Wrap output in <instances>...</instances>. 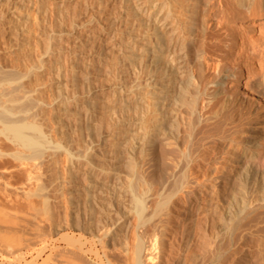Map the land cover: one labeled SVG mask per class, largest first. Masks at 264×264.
<instances>
[{
  "label": "bare ground",
  "instance_id": "bare-ground-1",
  "mask_svg": "<svg viewBox=\"0 0 264 264\" xmlns=\"http://www.w3.org/2000/svg\"><path fill=\"white\" fill-rule=\"evenodd\" d=\"M66 1L0 0V264H264V0Z\"/></svg>",
  "mask_w": 264,
  "mask_h": 264
},
{
  "label": "rangeland",
  "instance_id": "rangeland-1",
  "mask_svg": "<svg viewBox=\"0 0 264 264\" xmlns=\"http://www.w3.org/2000/svg\"><path fill=\"white\" fill-rule=\"evenodd\" d=\"M67 1H68V0H67ZM67 1H66V3H68ZM69 2H70V1H69ZM70 4H73V3H70ZM70 6H71V5H70ZM229 29H230V30H229ZM229 31H230L231 34H232L231 28H228V29H227L226 31H224V32H223V31H219L218 28H217V29L213 30L212 33H211V36H212V43H213V45H216L217 50H218V48H219V50L222 49L223 51H222V50H220V51H222L224 54H227V56H231L232 53H234V50L231 51L232 49H231V46H230V45H231L230 42H228V41H231L230 39H232V35H230V32H229ZM5 32H6V31H5ZM228 32H229V33H228ZM226 33H227V34H226ZM222 34H223V35H222ZM259 34H260L261 36H264V34H263V33H260V32L258 33V37L261 39V42H264V40H263L264 37L261 38V36H260ZM3 35L5 36V40H6V38H7V40H8L9 37H10V36H8L9 34H8L7 32H6V33H3ZM227 35H229V36H227ZM230 36H231V38H230ZM225 38H226V39H225ZM229 38H230V39H229ZM225 41H226V42H225ZM18 43H20V42H18V41H16V40H13L14 47L17 48V47H18V45H17ZM227 44H229V46H230V50H229V46H228ZM225 45H226V46H225ZM220 46H221V47H220ZM227 46H228V47H227ZM214 48H215V46H213V49H214ZM216 48H215V49H216ZM219 50H218V51H219ZM225 50H229V51H231V53H230L229 51H225ZM224 51H225V52H224ZM228 53H230V54H228ZM99 82H100V80L97 82L94 91L96 90V91L99 92L100 89H104V88L106 89V88H108V87L110 86V83L107 82V86L105 85V87L102 88V86H100L101 84H100ZM98 83H99L100 85H99ZM234 84H235V85H234ZM242 84H243V83H241V82H239V83H228V86H227V87H228V89H232V90L235 88V89H234L235 92H236L237 90H240V91L237 92V94H238V93H240V92H243L242 90H244V86H243ZM98 85H99L100 87H98ZM240 85H241V87H240ZM235 86H236V87H235ZM229 87H230V88H229ZM236 88H238V89H236ZM3 234H4V233H3ZM7 235H8V234H7ZM1 236H2V234H1ZM2 237H4V236H2ZM2 237H0V238H2ZM8 238H9V237H8ZM5 239H6V236H5ZM2 240H3V239H2ZM0 245H1V239H0ZM52 246H53V245H50L47 249L44 250L43 253H45V254H42V255H43V256H42V259H46L47 256L50 255L51 260H50V258H49V261L47 260L48 262H46V263H49V262H51V263H54V262H55V263H56L55 258H56L57 256H56V253H54V252H56L57 249H56L55 247L52 248ZM1 247H2V248H5V247H3V246H1ZM1 247H0V248H1ZM2 248L0 249V253H1V254H0V257L3 256V257L0 258V262H2V263H7V262H9V261H11L12 263H17V261H18L19 258H22L21 260L19 259L21 263H24V262H26V261H28V263H29V261H30V263H31V262H32V261H31V258H33L34 256H36L34 252L32 253V251H30V252H29V251H28V252L25 251V252L22 254L23 256L20 255V257L18 256L17 260H15L16 258H13V255H11V254H9V253H8V256L6 255L7 257L4 256V251L7 252V250H6V248H5V249H2ZM55 249H56V250H55ZM1 250H2V252H1ZM3 250H4V251H3ZM50 250H51V251H50ZM52 250H54V251H52ZM8 252H9V251H8ZM48 252H49V254H48ZM210 252H211V253H210ZM50 253H51V254H50ZM53 253H54L55 255H54ZM5 254H6V253H5ZM29 254H30V255H29ZM46 254H48V255H46ZM26 255H27V256H26ZM45 255H46V256H45ZM51 255H52L53 257H51ZM21 256H22V257H21ZM32 256H33V257H32ZM204 256H205V257H204ZM9 257H10L11 259L8 260ZM28 257H29V258H28ZM202 257H204V258H203L204 263H202V264H214V263H210V259H213V254H212V251H211V250H209L208 252H206V255H205V253H204V255H203ZM24 258H25L26 260H25ZM53 258H54V259H53ZM93 258H94V257H93ZM5 259H7V260H5ZM29 259H30V260H29ZM52 259H53L54 261H53ZM56 259H57V258H56ZM13 260H15V261H13ZM24 260H25V261H24ZM38 260H39L38 262L41 263V261H42V260H41V257L38 258ZM52 261H53V262H52ZM205 261H207V262H205ZM211 262H212V261H211ZM57 263H58V262H57ZM73 263H74V262H73ZM75 263L85 264V263H82V262H76V261H75Z\"/></svg>",
  "mask_w": 264,
  "mask_h": 264
}]
</instances>
